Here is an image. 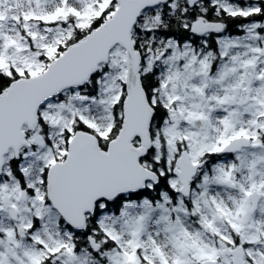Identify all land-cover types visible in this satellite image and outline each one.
I'll list each match as a JSON object with an SVG mask.
<instances>
[{
	"label": "snow or ice",
	"instance_id": "obj_1",
	"mask_svg": "<svg viewBox=\"0 0 264 264\" xmlns=\"http://www.w3.org/2000/svg\"><path fill=\"white\" fill-rule=\"evenodd\" d=\"M0 264H264V0H0Z\"/></svg>",
	"mask_w": 264,
	"mask_h": 264
}]
</instances>
